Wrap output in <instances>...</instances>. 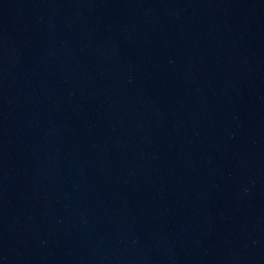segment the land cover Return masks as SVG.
<instances>
[{
    "label": "water",
    "instance_id": "95a60500",
    "mask_svg": "<svg viewBox=\"0 0 264 264\" xmlns=\"http://www.w3.org/2000/svg\"><path fill=\"white\" fill-rule=\"evenodd\" d=\"M0 264H264V0H0Z\"/></svg>",
    "mask_w": 264,
    "mask_h": 264
}]
</instances>
